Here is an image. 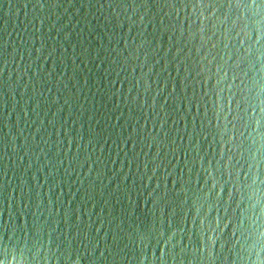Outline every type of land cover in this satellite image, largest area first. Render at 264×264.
Listing matches in <instances>:
<instances>
[{"label": "water", "instance_id": "1", "mask_svg": "<svg viewBox=\"0 0 264 264\" xmlns=\"http://www.w3.org/2000/svg\"><path fill=\"white\" fill-rule=\"evenodd\" d=\"M0 264H264V0H0Z\"/></svg>", "mask_w": 264, "mask_h": 264}]
</instances>
